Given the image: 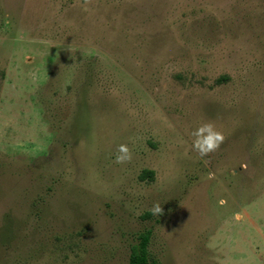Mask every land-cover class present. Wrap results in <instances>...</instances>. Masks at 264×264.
I'll return each mask as SVG.
<instances>
[{
	"label": "rangeland",
	"instance_id": "374dc122",
	"mask_svg": "<svg viewBox=\"0 0 264 264\" xmlns=\"http://www.w3.org/2000/svg\"><path fill=\"white\" fill-rule=\"evenodd\" d=\"M146 229L153 264H264V0H0V264Z\"/></svg>",
	"mask_w": 264,
	"mask_h": 264
},
{
	"label": "clouds",
	"instance_id": "9594fccd",
	"mask_svg": "<svg viewBox=\"0 0 264 264\" xmlns=\"http://www.w3.org/2000/svg\"><path fill=\"white\" fill-rule=\"evenodd\" d=\"M192 136L194 137L192 140V148L202 157L218 149L225 139L223 131L219 130L211 122L198 125L192 132ZM131 158L132 156L128 145L125 143L119 144L117 154L115 155V162L122 164L131 160ZM209 178H211V174H209ZM219 203L224 204L225 201L221 199ZM152 212L153 214L161 212V207L158 203L153 205Z\"/></svg>",
	"mask_w": 264,
	"mask_h": 264
},
{
	"label": "trees",
	"instance_id": "16d2710c",
	"mask_svg": "<svg viewBox=\"0 0 264 264\" xmlns=\"http://www.w3.org/2000/svg\"><path fill=\"white\" fill-rule=\"evenodd\" d=\"M153 176L152 170H146L142 174V177L153 178ZM152 234L151 229H146L138 234L137 241L131 246L128 264H153L155 262L149 250Z\"/></svg>",
	"mask_w": 264,
	"mask_h": 264
}]
</instances>
